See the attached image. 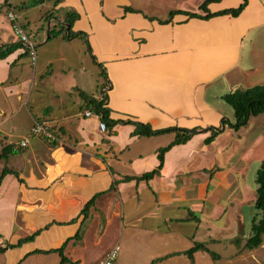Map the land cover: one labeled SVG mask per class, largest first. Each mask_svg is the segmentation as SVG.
Listing matches in <instances>:
<instances>
[{
  "label": "crops",
  "instance_id": "crops-1",
  "mask_svg": "<svg viewBox=\"0 0 264 264\" xmlns=\"http://www.w3.org/2000/svg\"><path fill=\"white\" fill-rule=\"evenodd\" d=\"M95 1L98 4L93 6L86 0H63L59 7L80 14L73 30L87 33L97 62L106 67L111 83L107 90L110 117L149 123L154 129L177 126L201 131L165 153L160 175L149 181H120L111 189L115 179L139 176L156 168L158 149L169 144L175 133L138 136L132 134L135 125L120 123L102 131L98 118L76 111L78 102L68 105L67 93L63 92L55 102L60 104V111L54 121L64 126V134L56 135V145L46 142L43 136H35L31 143L29 140L27 155L18 160L21 168L16 169L25 183L13 174L2 180L0 206L7 204L11 208L13 220L8 228L10 236L5 237L0 231L4 236L0 244L14 243L23 237L16 231L17 212H21L22 224H28L29 219L28 225L32 220L40 224L35 231L54 220H72L96 193H104L96 198L83 223L80 216L73 223L52 224L35 240L5 251V256L15 253V258L4 264L21 263L26 253L37 248L59 247L79 229L81 241L70 240L65 253L76 264H84L82 258L80 262L68 250L80 245L91 218L101 221L103 217L105 233L115 219L119 220L121 233H125V227L134 226L133 260L144 264L178 251L182 252L178 256H183L195 242L205 243L211 249L220 241L233 239L246 226L241 214L242 194L252 190L253 184L247 179L249 162L258 158L264 136L258 132L240 154L233 155L234 151L227 149L233 142L237 144L252 119L264 114L251 117L247 125L235 130L230 126L235 122L234 111L222 106V95L242 88L238 86L250 79L255 68L264 67V47L258 49L254 42L256 29L264 27V0H249L238 17L226 14L203 19L176 13L168 22L159 20L168 19L171 10H192L178 7L171 9L167 17H161L122 1L119 11L109 15L107 0ZM148 1L154 4L156 0ZM241 2L221 0L211 2L208 8L216 12ZM126 6L139 11H126ZM199 6L193 12L205 14ZM251 31L255 32L243 61V44ZM24 51L22 47L0 59L5 69V74H0V86L14 87L16 94L27 93L29 97L31 92H24L28 83L23 77L21 58L17 59ZM254 60L258 64H252ZM13 70L16 77L11 85L8 81ZM84 91L81 94H87ZM0 112L6 111L1 108ZM261 123L263 118L256 125ZM212 126L222 127L223 132L207 144L205 139L211 132L205 129ZM145 190L150 192V201L143 208ZM200 252L194 253L195 264ZM172 257L156 264H171Z\"/></svg>",
  "mask_w": 264,
  "mask_h": 264
},
{
  "label": "rangeland",
  "instance_id": "rangeland-1",
  "mask_svg": "<svg viewBox=\"0 0 264 264\" xmlns=\"http://www.w3.org/2000/svg\"><path fill=\"white\" fill-rule=\"evenodd\" d=\"M55 1L10 0L11 5L0 2V45L18 40L12 31L13 22H11L9 16L10 12H13L17 16L16 22L21 24L27 32L37 54L35 61L32 60L30 53L21 58L20 66L23 70V77L24 79L26 78L28 83V88L24 92H31L29 97L27 93L16 94L14 87L0 86V109L3 108L6 111L4 114L0 112V152L3 146L7 144H13L17 148V143L27 137L30 143L33 142L35 136L32 135V127L36 121L46 122L55 131L64 134V126H60L58 121H54V116L58 115L60 111V104H55V102L59 101V95H62L63 92L67 93L68 105L74 106L75 101L78 102L76 111L82 112V115L84 110L89 108L87 100L81 94L82 91L85 90L84 92H87V94L85 93L87 96H102L101 92L105 83V76L88 52L84 39L79 36L68 38L62 31V26L64 25L62 20L64 21L68 8H61L59 7L60 4L55 6ZM122 1L129 3L133 7H142L143 11L148 13L155 12L161 17H167L171 9L178 7L198 11L199 3L202 0H156L154 4H150L148 0H107V13L114 15L118 12L120 8L118 4H121ZM86 2L93 6L98 4L95 0H86ZM51 29H53V33H50ZM58 30H60L59 34L56 33ZM256 30L258 35L254 42H256L258 49H261L264 47V27ZM254 32L251 31L244 41L242 48L243 61L246 59ZM259 61L260 59H258V63ZM255 63H257L256 60L252 62V64ZM2 73L5 74V69L3 65H0V74ZM250 75V79L238 87L246 88L263 83L264 67L255 68ZM15 77L16 70H13L8 84L12 85L15 82ZM42 97L45 99L44 101L39 100ZM72 100L74 101L72 102ZM222 102V106L232 112L230 105L224 101ZM261 118L264 119V117L252 119L244 133L239 136L237 144L233 142L227 150L230 152L234 151L233 155L235 153L240 154L241 149L246 147L249 140L258 132L264 136V123H261L260 126L256 125L258 121H261ZM44 139L46 142L53 144L51 140ZM28 150L29 147L17 148L16 154H10L11 158L9 160L0 158V173L6 165L15 169L21 168V164L18 165V160L20 159L21 161L22 156L25 157ZM258 150V158L249 162L247 175L249 183L253 184L252 190L242 194L244 206L241 209V214L245 217L246 226L243 225L233 239L220 241L211 248L220 254L218 259H214L211 254L201 250L196 256V264H264V240L261 246L252 250L245 247L251 230L249 225L253 217L260 219L263 215L262 211L254 207V201L258 186L256 182L257 170L264 159V141L259 145ZM237 178L241 179V176ZM143 198L145 202L143 208H146L150 201V192L148 190L143 192ZM10 212L11 208H8L7 204L0 206V231L5 237L11 235L8 234V228L13 220ZM20 213L17 212L15 214L14 220L19 223V226L16 224L17 233L20 236H24L32 233L34 228L40 224H34L32 220V224H30L32 226L28 225L31 219H29L28 224H22L23 218ZM118 222V219L113 220L105 233L106 225L103 217L101 221L98 219L94 221L91 218L87 226H85L86 234L83 236L84 239L82 238L80 245L76 247L70 246L69 254L78 256L80 262L83 259L85 261L84 264H92L101 259L106 251L108 252L118 245V256L114 264H144L143 261L136 262L133 260V251L131 249L135 237L133 235L134 226L125 227V233H121ZM248 223L249 225H247ZM1 236L0 234V241L4 239V236ZM11 239L9 238V240ZM75 240L77 242L81 241ZM14 258L15 253L9 256L0 253V264H4ZM170 260H173L171 264H190V259L185 254L183 256L174 255ZM59 262L60 256L57 252L52 255L38 252L28 255L21 263L16 262L15 264H59Z\"/></svg>",
  "mask_w": 264,
  "mask_h": 264
},
{
  "label": "trees",
  "instance_id": "trees-1",
  "mask_svg": "<svg viewBox=\"0 0 264 264\" xmlns=\"http://www.w3.org/2000/svg\"><path fill=\"white\" fill-rule=\"evenodd\" d=\"M221 0H204L199 8L205 12V14H199L197 12L193 11H184V10H171L169 13V17L166 20H159L160 22H168L170 21L176 13H184L188 17H199L203 19H209L213 16L218 15H226L229 14L233 17H238L243 10L247 7L249 0H242V2L235 7H229L224 8L221 10H218L216 12H211L208 8L209 4L211 2H218ZM63 0H56L55 6H58L60 3H62ZM103 0H101V3ZM3 3L11 5L10 0H4ZM126 11L136 12L139 11L136 8H133L131 6L125 7ZM80 17V14L76 10L68 9L66 11V17L64 20V25L62 26V31L66 34L68 38H73L76 36L82 37L87 45V50L90 53L93 60L98 64V66L101 68V71L103 75L105 76V83L103 85V89L101 92V97L97 98L95 96L86 95L84 93V98L87 100V106L88 109L92 110L95 114H98L102 121H104L107 125V127H113L116 124H133L135 125V130L133 131V135L138 136H154L159 135L162 133H168L173 132L175 133V138L166 146L160 147L158 149V159L159 164L156 168L147 171L139 176H124L121 179H115L113 181V184L111 186V189H115L116 185L119 184L120 181H129L132 179H136L138 181L140 180H147L154 178L155 176H158L161 174L164 160H165V153L171 149L174 145L183 144L189 141L194 134L201 131L199 128H186V127H177V126H171L166 128H160V129H154L149 123H144L141 121L136 120H118L113 119L110 117L111 114V108L108 106V93L107 90L111 87V83L108 78V73L106 70V67L100 63L97 62L96 56L93 54V50L91 47V44L88 39V35L86 32L83 31H75L73 30L74 22ZM151 19H154L155 17H150ZM53 29L50 30V33ZM57 34L60 33V30L56 32ZM25 48V51L18 56L17 59H20L24 57L25 55H28L30 53V48L25 46L20 40H16L9 43H4L0 45V59L7 58L10 54L14 53L19 48ZM16 59V60H17ZM15 60V61H16ZM222 99L231 106V108L234 111L235 116V122L230 123V126L235 129L239 130L241 127L248 124L249 120L253 116H258L260 114H264V82L261 84H257L251 87L247 88H239L232 90L230 92L225 93L222 95ZM224 123H226V120H224ZM53 132L58 135V131H55L53 127L51 128ZM206 131H210L211 134L205 139V142L211 143L217 135H219L221 132H223L222 127H209L205 129ZM47 139V138H46ZM49 140V139H48ZM53 142V145H56L57 142L55 140H51ZM17 148H25L20 147L17 145ZM17 148L14 147L13 144H7L2 148V151L0 152V158L8 159L10 154H16ZM105 161V158L102 157ZM8 174H13L15 177H17L18 181L20 183H25L24 179L20 176V173L18 170L10 168L9 166H4L0 173V185L2 183V180L4 177ZM257 188H256V199L254 201V207L260 211L263 212V215L260 219L253 218L252 225H251V235L247 238L245 247L247 249H254L263 244L264 240V160L261 163V166L257 170ZM104 192H98L96 193L90 200L87 201V203L84 205L83 209L81 210L80 214L73 218L72 220L68 222H59V221H52L45 226L38 228L33 233L28 234L26 236L20 237L16 242H8L5 241L4 244H0V253H4L8 249H15L17 247L22 246L25 243H28L30 241L35 240V238L41 234V232L45 229H48L52 224H68L73 223L75 221H78V218L82 216L81 223H83L88 217L90 208L95 203V200L97 197H99ZM81 238L80 229L76 232L74 236L68 237L59 247L55 248H49V249H34L28 253L25 254V256L20 260H24L28 255L33 253H51V252H57L60 256V263L59 264H76V262H73L70 257L65 253V249L67 244L72 239H79ZM202 250L206 251L209 254L213 256L214 259H218L220 257V254L215 252L214 250L210 249L205 243L202 242H195L194 245L187 250H185L183 253L188 256V258L191 261V264H194L195 258L194 253ZM182 254V252H174L167 254L165 256H160L158 258H155L151 261V264H156L158 261L164 260L170 256L173 255H179Z\"/></svg>",
  "mask_w": 264,
  "mask_h": 264
},
{
  "label": "built area",
  "instance_id": "built-area-1",
  "mask_svg": "<svg viewBox=\"0 0 264 264\" xmlns=\"http://www.w3.org/2000/svg\"><path fill=\"white\" fill-rule=\"evenodd\" d=\"M10 20L12 23V31L25 46L30 48V54L32 56V60L35 61L37 58V54L34 50V45L32 42L29 40V36L23 26L19 23L16 22L17 16L13 13L10 12ZM85 116H95L99 120V128L102 131H106L107 125L104 121L101 120L100 116L98 114H95L92 110L87 109L84 111ZM32 135L33 136H43L49 140H57L56 134L53 132L51 129V126L47 124L46 122H36L33 127H32ZM29 139L28 137L19 141L17 143L18 146L20 147H26L28 145ZM118 250L119 246L116 245L112 249H110L106 255L98 261L97 264H114L116 261V258L118 256Z\"/></svg>",
  "mask_w": 264,
  "mask_h": 264
}]
</instances>
